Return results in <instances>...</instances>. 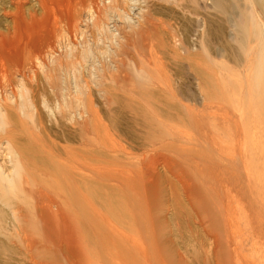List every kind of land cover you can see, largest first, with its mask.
Masks as SVG:
<instances>
[{"label": "rangeland", "instance_id": "obj_1", "mask_svg": "<svg viewBox=\"0 0 264 264\" xmlns=\"http://www.w3.org/2000/svg\"><path fill=\"white\" fill-rule=\"evenodd\" d=\"M51 1L0 0V103L24 112L36 156L67 149L83 174L114 175L129 246L112 264H264V0ZM98 140L122 158L107 164ZM0 221V264H32ZM69 237L47 262L87 263L94 246Z\"/></svg>", "mask_w": 264, "mask_h": 264}, {"label": "bare ground", "instance_id": "obj_2", "mask_svg": "<svg viewBox=\"0 0 264 264\" xmlns=\"http://www.w3.org/2000/svg\"><path fill=\"white\" fill-rule=\"evenodd\" d=\"M34 1H35V3L38 4V6H39V2H40V5L43 7V6H47L49 0H34ZM87 1H89V0H87ZM113 1H112V3L117 4L118 0H113ZM51 2L53 3V0ZM82 2L84 3L85 0H82ZM77 4H79V3H77ZM76 100H78V99H76ZM76 103H78V102H76ZM15 104L12 105V102H11L10 106H8V105H2V103H0V220H3V221L7 220V222L5 221L6 226H7V228L5 227V230L6 229L8 230L7 231L8 236H6L7 240L9 242L13 241L14 244L19 246V248L21 247V249L24 250V254H26L28 259L30 260L29 262H31L32 264H46V263L51 264V263H49L50 261L47 262L48 261L47 259L54 260L55 257L50 255V254L48 255L49 251L52 250V251L58 252L60 254V253H62V250H67L66 248L63 249L68 244V241H69V240H67L69 235L67 234L68 237L65 238V236H66L65 233L71 232L70 235H72V236L69 237L70 239H72L73 236L75 237L74 239H76L77 237H78L77 239H80L82 237L84 239V242H86V240L88 242H91L90 244H92V246H94V248H95V251L93 250V253L95 252L94 254H92L89 251L92 254V256H91L92 258L87 257L88 261L86 264H91L92 259L98 260L100 262L98 264H112V255H113L112 254V248L117 247L118 249H122L121 254H123L126 252V250H128V249H126V247L129 246L128 245L129 239H128V241L126 240L127 236L126 237L120 236L122 234H126L125 233L126 231L124 232V230H123V233H120L119 231H121V230H119L120 227L118 225L114 224L115 226H118V230H114L113 228L115 226L113 227L112 226L113 224L111 225V221H113V219L116 217L115 215L119 216V214H120L119 212H121L123 215L125 214L124 211H122V208L120 206L121 204L118 206V208H119L118 209L115 206V201L113 200V195H110L111 192L109 191V189H110L109 186H111V185L109 184V182L111 180L110 178L112 176L114 177V175L108 174V176H107V174H105V173H103V174H105L104 176L100 175V174H102V173H99L100 170L97 172L98 174H96V175L89 174V173L83 174L82 171L81 172L79 171L78 166H77V165H79L78 163H80V161H81V160L78 161L79 159L76 156V155H78V153L76 152L77 154L76 153L74 154L71 151H70L71 152L70 153L67 151V149L65 151L66 158H63V159H66V161H64V160L62 161V159L60 160L61 157H59V159L57 160L55 157L57 155H53V154L45 151L43 148L41 150L38 149V151L35 149L37 152L36 154H38L36 156L34 153H32L30 151V147H29L30 145L26 146V144H28V140H25L27 135H28L27 127H26V121L27 120L24 118L26 115L22 111H21L22 113L21 112L18 113L17 112V110L19 109L18 105H15ZM69 107H71V106H69ZM95 113L96 112L94 110H92V109L90 110V115L92 116V118L89 119L91 122V123H89L90 127H88V123H87V122H89V121H87L88 119L87 120L85 119L87 122H85V123L82 122L81 126H79L80 132L85 134V137H86V135L88 136L90 132H92V131L94 132V131H97L99 129V128H96L99 126H96V124L94 123L95 119H98ZM20 114H22L23 118H21ZM88 115H89V113H88ZM24 120H26V121H24ZM17 122H19V124H17ZM17 125H19L21 127V129L26 131L25 137L22 136L23 134L21 135L22 138L24 137L23 139L25 141L20 139L21 137L19 138L18 133L15 132ZM90 128H91V131H90ZM103 129L104 128H102V130ZM105 130H106V128H105ZM24 131H22V132L24 133ZM82 133H81V135H82ZM99 133H101V132H99ZM29 134H31V133H29ZM102 134H104V133H102ZM100 136H103V135H100ZM27 139H29V138H27ZM96 139H98V138H96ZM99 139L102 140V138H100V137H99ZM90 140H91V138H90ZM100 140H98L99 143L97 144V148H96L97 151L93 148V150H91V152L95 151L96 153L97 152L101 153V155L104 156V157L102 156V158H105V160L107 161V164L110 160L116 161V160H119V158H122L121 155H119L121 152L118 153L119 151H116L117 149L114 148L113 146H111L112 143L108 145L106 142L100 141ZM107 140L110 141L111 138H110V140L109 139H107ZM87 141H88V139H87ZM30 143H31V140H30ZM90 143H92V142H90ZM43 145H44V143H43ZM112 148H114L116 150H113ZM49 150H50V148H49ZM83 150H85V149H83ZM86 150H88V148ZM74 152H75V150H74ZM88 153H90V152L88 151ZM79 156L80 155H78V157ZM93 156L95 157V155H93ZM96 156H98V155H96ZM122 156H124V155H122ZM85 157L87 158V156H85ZM79 158L81 159L82 157L80 156ZM97 158L101 159L100 156ZM126 159H128V158H126ZM95 160H96V158L92 159V158L88 157V160H86L84 158V164H86V163L90 164V162L95 161ZM81 163H83V162H81ZM110 164H111V162H110ZM82 166H83V164H82ZM88 166L86 167L87 169L85 171L88 170ZM89 170H90V167H89ZM91 170H93V166H92ZM95 170H97V169H95ZM105 171L106 170H104V172ZM105 176H106V178H105ZM107 177H109V178H107ZM115 177H116V175H115ZM113 180H116V179H113ZM124 181H126V180H124ZM124 181H122V182H124ZM125 184L127 185V183H125ZM105 190L106 191L108 190L107 194H105ZM116 198H118V197H116ZM116 198H114V199H116ZM127 205H124V206H127ZM132 206L134 207V205H132ZM132 206H129V207L127 206L128 208H126V209H129ZM116 210L117 211L120 210V211L117 212ZM123 210H125V209H123ZM125 211H128V210H125ZM139 213H138L139 218H138V220H135V223H136V221H138L139 224H141V226L138 224H135V225H138V227L142 228L143 229L142 233L148 237L147 240L150 239V243L154 244L153 241L155 239L156 234L154 235V233H155L154 227L155 226H153L154 229H152V225L155 223V225L157 226V224H156V222L151 224L149 217H146V219H144L143 216L141 215L142 213L141 214H139ZM128 215H129L128 216L129 221L125 223V221H126L125 220L124 223L125 224L129 223V225H130V218H131L130 215L131 214H128ZM153 219H155V218H153ZM118 221H119V219H118ZM1 223L3 225L5 224L3 222H1ZM117 223L119 224V222H117ZM124 223L122 224L120 221V225L122 224L124 226ZM132 225H133V227H132ZM135 225L131 224V227L136 229ZM125 226H127V225H125ZM1 227H3V226H1ZM1 227H0V229H1ZM121 229H125V228H121ZM131 236L132 235H130V237ZM136 236H139V235H136ZM140 238H142L141 235H140ZM74 239H72V240H74ZM143 239H145V238H143ZM159 240H158V242H159ZM156 241L157 240H155L154 242L156 243ZM75 242H77V240H74V243ZM144 242H145V240H144ZM150 243H149V245H150ZM76 244H78V242ZM76 244H73L72 247ZM82 244L83 243H81V246H82ZM139 244H141V242ZM131 245H132V247H131ZM131 245H130V248H134V247L136 248L138 244L136 242L135 244H131ZM77 246H80V245H77ZM77 246H74V247L77 248ZM80 247H79V249H80ZM152 247H153V245H152ZM71 248H70V250H72ZM85 248H87V247H85ZM143 248L141 250H143ZM156 248H158V247H156ZM114 250H115V248H114ZM144 250H146V249H144ZM153 250L155 252V249H153ZM129 251L131 252V254H133L132 249H129ZM138 251H140V250H138ZM67 252L68 251H66L64 253L65 256H66ZM72 252H74V250ZM76 252H74V253H76ZM128 254L129 253L127 251L126 256ZM139 254H140V252H139ZM155 254H157V253L155 252ZM78 255L75 254V258ZM61 256H63V255H61ZM71 256H73V255H70V258H71ZM137 256H139V255H137ZM137 256H135V257H137ZM70 258H67V259H70ZM65 259H66V257H65ZM80 260L78 259V260H74V261H79L78 263L81 264L82 262L80 263ZM69 262L70 261H68V263ZM78 263L70 262V264H78ZM94 264H96V263H94Z\"/></svg>", "mask_w": 264, "mask_h": 264}]
</instances>
